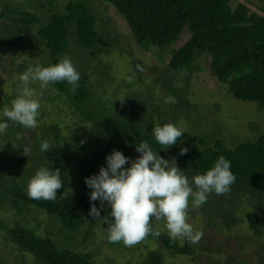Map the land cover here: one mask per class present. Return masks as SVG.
<instances>
[{"label":"trees","instance_id":"trees-1","mask_svg":"<svg viewBox=\"0 0 264 264\" xmlns=\"http://www.w3.org/2000/svg\"><path fill=\"white\" fill-rule=\"evenodd\" d=\"M125 20L136 43L144 50L152 46L158 48V55L168 52L167 67L176 71L181 69L199 70V59L207 62V67L214 77L226 86L233 97L256 101L264 109V15L249 9L243 1L234 5L231 0H106ZM53 4V0L48 2ZM44 20L38 14L23 7L4 2L0 6L2 25L15 29V39L0 43L2 50L15 59V54L22 44L23 33L34 27V40L46 51L45 64L55 63L62 54L73 52L70 44H77L78 51L82 48H94L99 31L95 28L96 15L90 10L86 0H67L63 10L48 8ZM186 27L188 36L176 47L173 43L179 39ZM100 36V35H99ZM102 36V35H101ZM109 41V39H108ZM88 62V60H86ZM25 60L17 63L22 69ZM83 62L82 64H84ZM83 70V69H81ZM168 85V82H166ZM49 86L57 91L64 100L85 122L84 135L77 137V144L63 143L60 128L56 122L42 124L32 138L22 139V131L29 130L18 122H9L6 133L7 144L11 145L18 134L14 150H10L6 158L11 159L9 175L0 176V203L14 208L17 214H23L30 206L44 211L50 218L59 222L60 240L45 233H38L35 228L27 225L25 220L9 223L0 217V231L15 245L18 251L28 254L29 264H100L91 252L73 247L74 241L65 239L69 233H77L86 222L84 216L77 211L83 207L88 213L90 203L100 207V202L89 201L88 189L83 178L95 173L104 163V156L111 149L117 148L127 156L139 155L134 144L146 139L158 154L165 158H176V164L191 177L203 172L217 159L224 155L231 162V170L235 181L226 191L231 207L224 209L226 214L205 217L207 227L224 225L227 229L236 222L235 211L237 201H247L244 213L247 226L257 237L262 238L257 244V261L264 262V132L255 140H240L233 146H225L219 137L210 132L201 135H187L190 144L188 151L181 154L184 133L178 141L167 149L159 148L151 135V129L157 123L174 122L176 111L186 103L179 94L178 87H169L176 102L171 103V113L160 107L153 114H143L147 119L140 120L138 114L127 113L118 109L120 105L110 101V105L100 95L93 97L83 77L73 90L65 81L50 82ZM152 98V97H151ZM179 102V103H178ZM182 102V105L180 106ZM175 111V112H173ZM152 112V110H151ZM153 117V118H151ZM153 119V120H151ZM42 140L49 142L45 152L40 151ZM66 144V145H63ZM24 148L27 149L24 152ZM68 152V153H67ZM66 155L72 159L77 176L71 181L68 189V177L62 168L64 164L55 156ZM70 154V155H69ZM27 162V165H23ZM41 165L58 167L61 170L62 188L57 189L55 199H33L27 195L26 185L30 176ZM189 197V203H191ZM259 201L257 204L249 203ZM262 200V201H261ZM235 204V205H234ZM262 204V205H260ZM204 208L203 203L200 204ZM263 206V207H262ZM249 207V208H248ZM254 207V208H253ZM248 208V209H247ZM204 214V213H203ZM111 221L107 206L100 207V216H93L86 233L96 223H100L102 234L107 239V228ZM154 227V219L150 218ZM263 223V224H262ZM49 230V229H48ZM86 236V234H85ZM84 236V237H85ZM145 237L153 239L156 248L145 250L143 256L135 264H174L163 261L161 248L182 255H193L194 245L187 238L179 242L167 232L153 235L149 232ZM201 239L204 237L201 236ZM107 241L116 245L120 241ZM84 242V239L81 240ZM205 244L200 248H204ZM219 264H244L243 259H235L234 254H226ZM0 264H7L0 260Z\"/></svg>","mask_w":264,"mask_h":264},{"label":"rangeland","instance_id":"rangeland-1","mask_svg":"<svg viewBox=\"0 0 264 264\" xmlns=\"http://www.w3.org/2000/svg\"><path fill=\"white\" fill-rule=\"evenodd\" d=\"M6 1L32 11L44 20L48 8L52 11H61L67 0H53L52 5L48 4L51 0H0V6ZM86 1L90 10L96 15L95 28L100 36H96L94 48H82L78 51L77 44H70L69 49L73 52L69 53V57L86 81L93 97L100 95L107 105H110V101L118 103L120 104L117 106L118 109L134 115L138 114L143 121L147 119L143 114L151 115L160 107H165L170 114L171 103L165 102L164 98L171 95L169 87H178L179 95L186 103L180 111L175 110L174 123L184 130L181 147L186 146L187 149L190 148L189 142L186 143L189 140L188 134L201 135L203 132H210L213 137L221 138L225 146H233L240 140H255L264 132V109L256 101L237 99L228 93L226 86L210 73L205 59H199L198 63L202 67L199 70H170L166 68L169 53L162 52L159 56V50L155 46L149 50L142 49L136 43L125 20L108 1ZM237 1H243L249 9L264 15V0H231V4L234 5ZM2 21L0 17V43L4 44L7 40L12 42L15 39V29L8 25L3 26ZM187 36L188 31L184 27L179 39L172 46H178ZM5 52L0 47V109L10 106L17 94L16 90L20 84L18 74L29 65L45 64L46 55L43 47L37 45L34 40V27L23 33L22 44L14 56L15 59ZM22 60L26 62L24 67L16 70L17 63ZM83 62L85 63L82 64ZM137 65H140L139 69ZM31 86L39 94L38 122L35 127L22 131V139L32 138L42 124L56 122L63 143L77 144V137L84 135L85 124L87 126L89 123L69 106L64 100V95L61 96L49 85L40 89L39 82L35 81ZM6 131L7 129L0 133V176L9 175L11 171L9 166L11 159L6 157L10 150L15 149L18 138H15L18 134L12 136L11 140H14L8 145L6 137L3 136ZM189 141L190 144L195 142L191 139ZM55 156L61 164H64L62 168L69 178L68 189L71 191V181L77 176L76 171L71 169L72 159L65 154L60 156L55 154ZM130 157L135 158V153ZM23 165H27V162ZM226 198L225 192L219 194L209 192L206 201L203 202L204 208L189 203L186 220L193 225L194 230L201 232L204 239L200 236L195 242L193 255H182L161 248L163 261L174 264H219L224 260L226 253L234 254L235 259H243L244 264H264L255 258L258 252L257 244L262 238L252 233L247 226V217L244 213L247 205L244 203L247 201L245 198L243 202L237 201V210L234 214L236 222L230 228L227 229L224 225L218 228L214 225L206 226V216L221 217L227 213L224 206L228 209L231 205ZM258 201L259 199L249 203V207L252 208V205L257 204ZM262 204L264 205V201ZM77 211L84 216L86 222L77 233H69L65 239H72L75 242L74 248L91 252L93 258L100 264H135L145 250L158 247L153 239L147 237L132 245H125L122 241L111 245L102 234L99 222H96L86 233L88 222L93 216L80 206ZM0 217L9 223L25 220L27 225L35 228L38 233L48 231L51 236L60 240L59 222L40 209L30 206L23 214H17L11 206L0 203ZM154 227L158 228L159 232H167L163 219L154 220ZM82 239L84 242H81ZM176 239L179 242L184 240L183 237ZM200 244H205L204 248H200ZM30 259L28 254L18 251L5 233L0 231V260H4L7 264H29Z\"/></svg>","mask_w":264,"mask_h":264},{"label":"clouds","instance_id":"clouds-1","mask_svg":"<svg viewBox=\"0 0 264 264\" xmlns=\"http://www.w3.org/2000/svg\"><path fill=\"white\" fill-rule=\"evenodd\" d=\"M136 67L139 69L140 65ZM80 78L81 73L66 53L55 63L29 65L18 74L20 84L10 106L0 109V133L8 128L10 121L26 128L37 125L40 101L32 82L38 81L40 89H43L50 82L62 80L74 90ZM164 99L167 103L175 102L171 95ZM182 132L184 130L171 121L157 123L151 129L153 139L163 149L176 143ZM39 148L45 152L49 142L42 140ZM134 148L139 153L135 158L123 154L120 149H111L98 170L83 178L85 186L90 189L87 194L89 201H98L100 207L106 205L109 211L111 221L107 239L132 245L149 232L159 235V229H154L150 222L152 218L164 220L170 237H183L195 243L201 232L194 230L186 220L189 197L192 198L191 204L198 206L206 201L209 192L219 194L228 191L236 179L230 160L220 155L205 171L189 177L177 166L175 156H161L158 148H153L148 140H139ZM186 151V146L179 149L181 154ZM64 180L58 167L41 165L27 182V195L33 199H55ZM100 207L90 203L88 214L100 216Z\"/></svg>","mask_w":264,"mask_h":264}]
</instances>
